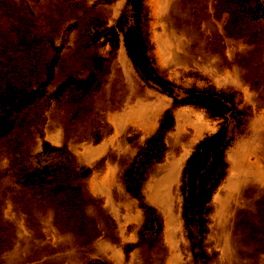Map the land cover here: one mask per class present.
I'll return each instance as SVG.
<instances>
[{
  "label": "rangeland",
  "instance_id": "rangeland-1",
  "mask_svg": "<svg viewBox=\"0 0 264 264\" xmlns=\"http://www.w3.org/2000/svg\"><path fill=\"white\" fill-rule=\"evenodd\" d=\"M136 3L0 0V264H264V0Z\"/></svg>",
  "mask_w": 264,
  "mask_h": 264
},
{
  "label": "trees",
  "instance_id": "trees-1",
  "mask_svg": "<svg viewBox=\"0 0 264 264\" xmlns=\"http://www.w3.org/2000/svg\"><path fill=\"white\" fill-rule=\"evenodd\" d=\"M140 1L141 0H137L136 9H135L136 13L138 12ZM134 33L138 38L136 39V42L138 44L136 48L137 50L138 49L140 50L138 52L140 53L143 63L144 62L147 63V59L145 57L143 48L141 46V42L138 37V31L134 29ZM182 103H186V104L196 103V104H200L206 107H215L213 103H208L205 100L197 102L196 100L185 99V100H182ZM172 121H173V118L171 116H168L164 121V124H165L164 127H169ZM222 133H223V129L220 130L218 133H216L214 136L210 137L209 139L202 141L197 147L196 156H192L190 158V163H189L190 184L189 185L191 188V196L185 197L186 205H190V203H195V206L197 207V209H202L204 204L209 199L210 192L207 187L208 178L212 172H216L217 168L223 166L224 162L222 160V155H223L224 150H223V147L215 146L214 148L216 149L212 150V158L210 161H208L209 159L208 155L203 156L201 158H197V156L200 150H202L203 148H207L209 145H215L217 141L221 138ZM162 138H163V134L160 133L158 137H154L151 139L150 143H154V145L156 144L155 146L152 147L151 152L153 151L159 152L162 146ZM201 169H204V170L202 173H199L198 171H200ZM136 170H137L136 174L140 175L141 169L136 167ZM185 217L187 218V215H185ZM186 221L190 222V219H186Z\"/></svg>",
  "mask_w": 264,
  "mask_h": 264
}]
</instances>
